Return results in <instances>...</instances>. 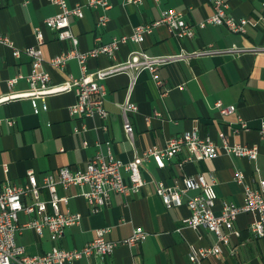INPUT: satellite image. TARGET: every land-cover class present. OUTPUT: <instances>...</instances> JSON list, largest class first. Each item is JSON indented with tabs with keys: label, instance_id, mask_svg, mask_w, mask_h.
<instances>
[{
	"label": "crops",
	"instance_id": "1",
	"mask_svg": "<svg viewBox=\"0 0 264 264\" xmlns=\"http://www.w3.org/2000/svg\"><path fill=\"white\" fill-rule=\"evenodd\" d=\"M107 1L109 7L105 9L89 7L86 0H67L70 7L82 5V17H69L81 51L93 48L97 43L96 37L100 43H108L115 37L129 36L137 25L157 21L161 12L167 9L182 12L192 24L213 13L210 0H140L129 4L125 0ZM224 1L228 4V14L252 19L256 24L247 25L244 33L232 32L223 25H207L196 28L193 37L180 39L164 24H158L141 43L127 39L121 44L116 60L105 55L88 59V71L124 61L131 51L136 50L159 57L205 48L264 46V0ZM55 12L56 7L47 0H0V31L8 35L14 47L20 50L18 56H13L10 48L0 44V96L11 91H25L28 86L21 78L10 89L7 79L29 73L30 57L23 49L37 43L34 27H39L43 34L44 41L40 47L52 84H63L80 76L76 59H70L61 68L49 63L51 58L71 48L68 40H58L56 32L43 23ZM100 15L106 16V23L97 29ZM156 74L169 87L166 94L162 95L163 86L155 83L149 71L142 70L137 74L132 92L137 110L131 114L134 146L124 137L118 106L130 81L126 72L113 73L104 79V106L109 114L106 120L71 116L70 107L75 101L72 89L49 95L46 98L47 109L37 114L33 113L27 98H12L0 103V185L4 181L23 183L30 170L40 181L43 174L56 172L59 167L84 166L97 145L104 152L109 148L122 163L132 159L134 150L143 152L151 147L163 148L171 137L180 136L185 131L194 130L202 137L208 136L219 146L216 157L189 161L183 166L179 163L185 152L166 159L163 168L150 158L142 171L146 184L141 190L127 196L111 192L107 204L98 213H92L85 198L77 194L86 187L72 188L75 195L62 202L60 208L62 211L79 212L80 222L66 227L57 242L50 239L46 228L41 234L30 227L22 228L16 234V243L26 254H42L53 246L66 249L80 247L90 241L95 229L100 227L108 228L106 238L112 241L125 239L135 227H141L147 234L138 245L120 244L111 255L82 257L74 264H264V237L250 231L253 217L245 212L238 214L235 221L238 235L230 236L229 242L222 245L219 256L206 257L199 263L191 262L188 257L191 247H210L216 242V235L203 227L195 230L184 225L183 219L189 215L185 199L180 206L167 208L151 182L152 177L171 185L183 174L213 175L216 211L223 201L237 205L244 202L243 185L234 178L237 170L243 173L247 184L258 188L259 179L264 178V140L259 132L264 125V51L175 59L159 65ZM218 100L225 106L234 105L235 111L221 114L215 107ZM39 104L41 106V101ZM238 118L246 121L247 130L239 129ZM219 132L224 133L230 144L257 145L255 160L226 153L220 147ZM122 174L127 175L124 170ZM57 192L64 195L60 186H57ZM195 193L190 191L188 194ZM46 196L42 189L41 197ZM32 218V214L21 211L18 224Z\"/></svg>",
	"mask_w": 264,
	"mask_h": 264
},
{
	"label": "built area",
	"instance_id": "2",
	"mask_svg": "<svg viewBox=\"0 0 264 264\" xmlns=\"http://www.w3.org/2000/svg\"><path fill=\"white\" fill-rule=\"evenodd\" d=\"M56 7V12L43 20L44 25L51 31L56 32L60 41L68 40L71 48L50 59V65L61 68L70 59H76L80 71L78 78H71L63 84H52L49 73L44 67V57L40 45L44 38L39 27H34V35L37 43L25 47L23 51L30 57V71L23 76L17 74L7 79V86L12 89L19 79L24 78L27 82L25 91H11L6 96H0V103L12 98H27L34 114L47 109L46 98L54 93L72 89L75 101L70 107L71 116L80 118L98 117L101 120L108 118V111L104 106L106 86L104 79L113 73L126 72L130 81L125 90V97L118 103L122 117V130L125 139L134 146L135 130L131 120V114L136 112L137 105L132 100V92L139 71L147 70L152 75L158 86H163L166 94L169 87L157 77L156 69L159 65L175 59H191L202 55L214 53H240L244 51H264V46L231 47L227 49L205 48L191 52L182 51L172 56L151 57L142 50L131 51L124 61H115L106 68L89 72L87 61L105 55L116 60V54L121 44L127 39L141 43L144 36L152 31L158 24H164L169 31L178 39L191 38L196 28H204L207 25H223L235 33H244L247 25H255L256 21L239 17L235 18L227 13L228 4L224 0H210L213 13L198 23L188 22L182 12L167 9L161 12L157 21L137 25L132 33L113 38L108 43H100L96 37V45L88 50L81 51L78 48V37L71 30L69 17L71 15L82 17L81 4L72 7L67 0H47ZM140 0H125L126 3H138ZM87 6L96 8H108L107 0H86ZM106 23V16L100 15L96 27L100 29ZM0 44L12 50L13 56H18L20 50L15 48L11 38L0 31ZM181 86H179L180 88ZM41 101V106L39 104ZM215 107L221 114H230L235 111L234 105L225 106L221 101L215 102ZM159 115V112H156ZM10 124L11 120L8 121ZM239 129L247 130L244 119L238 118ZM103 128H106L104 125ZM261 139L264 140V125L260 128ZM220 147L229 154L237 157H248L255 160L258 154L257 145L230 144L223 132H219ZM84 145L87 142L84 141ZM218 145L210 137L200 136L196 131H185L180 136L171 137L163 148L151 147L146 151L134 150L132 159L122 163L116 159L108 148L104 152L100 145L94 154L87 160L84 166L70 168L62 166L56 172L45 173L40 181L33 171H27L23 183L16 184L4 181L0 185V264H74L82 257L104 258L111 255L120 244L127 246L138 245L146 236L147 232L141 227H135L129 237L112 241L106 238L107 227L95 229L94 237L80 247L66 249L53 246L49 251L28 255L23 247L16 243V234L25 227L33 228L38 234L47 229L50 239L57 242L62 238L64 229L78 224L81 220L79 212L62 211L60 204L68 197L74 196L72 188L86 187L77 194L87 201L90 211L98 213L108 202L111 192L121 193L125 196L137 193L146 184L142 176L145 164L152 158L158 167H164V161L175 156L179 152H185V157L179 165L183 166L189 161H202L212 159L218 154ZM124 170L127 175L122 174ZM235 180L243 185L244 202L241 205L229 201H223L219 211L215 210L216 192L214 189L215 179L213 175L206 176L203 173L194 175L183 174L173 184L167 185L151 177L156 194L167 207L180 206L185 199L189 209V215L183 219L184 225L195 230L200 227L206 228L216 235V242L210 247H191L189 260L199 263L209 256H219L222 245L229 242L231 235H238L235 229V221L240 213H249L253 220L249 229L258 237H264V178L259 179L258 188L247 184L244 175L237 170ZM57 186H60L64 195H59ZM47 194L41 197V190ZM190 191H196L189 195ZM32 214L33 218L23 224H18V213ZM129 264H135L130 262Z\"/></svg>",
	"mask_w": 264,
	"mask_h": 264
}]
</instances>
